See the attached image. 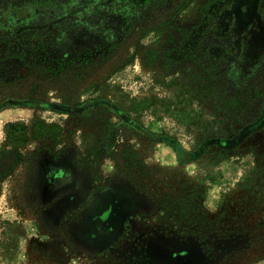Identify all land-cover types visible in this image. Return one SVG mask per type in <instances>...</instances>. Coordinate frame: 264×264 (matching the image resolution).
<instances>
[{
    "label": "rangeland",
    "instance_id": "rangeland-1",
    "mask_svg": "<svg viewBox=\"0 0 264 264\" xmlns=\"http://www.w3.org/2000/svg\"><path fill=\"white\" fill-rule=\"evenodd\" d=\"M0 264H264V0H0Z\"/></svg>",
    "mask_w": 264,
    "mask_h": 264
},
{
    "label": "crops",
    "instance_id": "crops-1",
    "mask_svg": "<svg viewBox=\"0 0 264 264\" xmlns=\"http://www.w3.org/2000/svg\"><path fill=\"white\" fill-rule=\"evenodd\" d=\"M77 174L72 168L63 167L60 170L50 168L45 173V183L49 188H60L73 184L77 180Z\"/></svg>",
    "mask_w": 264,
    "mask_h": 264
},
{
    "label": "trees",
    "instance_id": "trees-1",
    "mask_svg": "<svg viewBox=\"0 0 264 264\" xmlns=\"http://www.w3.org/2000/svg\"><path fill=\"white\" fill-rule=\"evenodd\" d=\"M11 127H13V126H9L7 129V139H8V141H9V144L11 145V140H13V135H12V133H11ZM36 130H35V128H34V133H36L35 132ZM12 146V149L13 150H15V152H18L19 153V148L21 147H17V146H15V145H11ZM177 151V150H176ZM7 152V151H6ZM177 153H178V156H179V159L181 160V161H185V159L183 158V156H184V154H186L184 151H181V152H179V151H177ZM6 154H8V153H6Z\"/></svg>",
    "mask_w": 264,
    "mask_h": 264
},
{
    "label": "flooded vegetation",
    "instance_id": "flooded-vegetation-1",
    "mask_svg": "<svg viewBox=\"0 0 264 264\" xmlns=\"http://www.w3.org/2000/svg\"><path fill=\"white\" fill-rule=\"evenodd\" d=\"M86 195H87V194H86ZM56 196H57V195H56ZM88 197H90V196H88ZM86 201H89V200L86 199Z\"/></svg>",
    "mask_w": 264,
    "mask_h": 264
}]
</instances>
